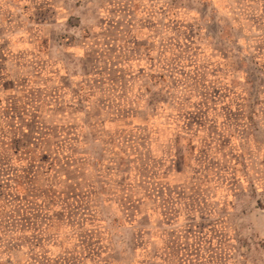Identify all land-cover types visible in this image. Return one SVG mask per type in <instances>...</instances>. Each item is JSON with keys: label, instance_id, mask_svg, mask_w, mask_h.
<instances>
[{"label": "rangeland", "instance_id": "374dc122", "mask_svg": "<svg viewBox=\"0 0 264 264\" xmlns=\"http://www.w3.org/2000/svg\"><path fill=\"white\" fill-rule=\"evenodd\" d=\"M0 264H264V0H0Z\"/></svg>", "mask_w": 264, "mask_h": 264}]
</instances>
